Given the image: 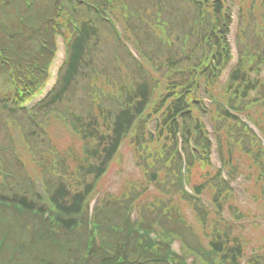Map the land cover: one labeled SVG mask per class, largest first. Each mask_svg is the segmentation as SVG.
I'll list each match as a JSON object with an SVG mask.
<instances>
[{
  "label": "trees",
  "instance_id": "16d2710c",
  "mask_svg": "<svg viewBox=\"0 0 264 264\" xmlns=\"http://www.w3.org/2000/svg\"><path fill=\"white\" fill-rule=\"evenodd\" d=\"M103 1L0 0V113H6L0 117V160H3V156H8L6 152H2L3 146L14 150L13 147L5 146L9 142L2 133V119H16L18 112L24 114L22 102L30 93L36 92L46 79L47 66L55 50V31L59 25L64 24L71 33L68 60L60 73L56 88L37 107V116L57 111L55 107L64 103L70 95L80 101L89 99V92L78 90L77 82L81 71L96 65L100 58L94 57H101L103 53L110 64L118 58L117 50H113L111 38L106 34L111 35L113 31L103 17L90 7L93 3ZM128 1L137 6L138 12L145 17L142 28L134 30L140 32L139 39L144 46L152 41L158 46L156 58L153 59L154 65L155 68L162 67L165 70L166 81L140 75L130 89L125 87V92L119 96V103L113 109H105L92 102L93 106L86 113L75 112L71 108L58 111L86 141L85 159L89 162L81 167L84 174L93 178L97 176L112 158L121 140L130 135L129 140L137 149V157L144 163L149 178L158 180V177L161 178V169L176 165L173 159L177 156L171 155L172 148L178 142L177 133L180 128L176 116L180 114L185 117V139L193 136L190 126L198 123L189 122L191 112L198 108V103H195L194 108L190 106L189 88L194 85L195 72L199 69L203 76L208 77L214 71L210 67V59L219 62L228 54L224 38L219 36L226 30L223 24V0H206L205 4L195 6L188 0ZM115 2L123 3L124 0ZM258 3L253 2V9L259 10L260 18V21L255 22L256 28L263 30V34L253 41V48L248 47L252 49L251 52H245L243 56L241 54L240 63L232 73L228 89L232 92L231 98L221 94V98H214L213 119L218 129L227 133L226 138L218 134L221 152L224 150L223 141L227 143L228 150L240 147L256 167L264 170V150L260 141L220 104V100L224 99L234 108L255 112L261 110L258 122L264 128V9H261L264 8V0ZM254 15L256 14L243 15L241 29L253 23ZM70 20L78 24L77 30L72 29ZM247 36V30H244L239 37L240 48ZM242 48L245 49L244 45ZM89 53L91 57L88 56ZM100 60L105 63V60ZM86 74L88 76V72ZM119 87L122 88V85ZM157 88V100L152 101L151 96ZM98 91V100L112 97L108 96L101 85ZM168 98H172L173 103L157 122L156 146L153 145L154 142L144 141L142 122H138L133 131L129 132L144 104L151 101L153 110L157 111L161 110ZM39 134L48 138L34 125L26 129L27 139L30 138L31 141H35ZM88 141H92L93 145H88ZM196 142L202 147L203 153L197 158L203 169L208 163L210 146L200 128ZM185 145L187 146L186 142ZM56 156L61 164H66L63 156L59 153ZM69 158L73 159L72 156ZM193 163L190 161L191 166ZM40 165L44 172L47 171L46 162H40ZM0 166L2 167L1 164ZM91 182L92 180L84 184V187L75 189H71L63 180L54 185L51 194L59 213L56 215V223L51 224L49 220L43 219L45 207L35 194H31L30 188L5 177L0 182V264H116V257H120L123 264H168L166 258L169 247L165 244H153L147 236L138 238L136 233L127 230V210L131 201L128 196L104 200L102 208L95 215L102 237V244H96L94 230L87 226L83 208V199ZM129 184H133V181ZM19 186L20 190L17 189ZM177 187L171 185L170 188L174 191ZM206 188L207 185H200L198 191ZM222 193L223 187L217 184L215 199L222 200ZM14 203H20L23 210L17 211ZM192 205L202 216V225L204 223L206 228L216 234L213 245L216 251L222 252V260L226 262L224 258L231 257L230 260L235 263L236 255L241 253L240 238H231L230 226L223 228L224 225L220 224L222 228H219L216 220L209 221V214L204 208L195 202ZM171 209L177 210L178 206L173 204ZM34 210L39 213L35 214ZM177 218L181 220V215L178 214ZM157 220L161 222L159 217L148 216L145 226L151 228L152 223ZM162 225L166 231L176 227L174 224L170 227ZM197 237L195 233L193 239L196 240ZM260 262L262 263L259 259H252L249 264ZM172 264L181 262L175 259Z\"/></svg>",
  "mask_w": 264,
  "mask_h": 264
},
{
  "label": "rangeland",
  "instance_id": "374dc122",
  "mask_svg": "<svg viewBox=\"0 0 264 264\" xmlns=\"http://www.w3.org/2000/svg\"><path fill=\"white\" fill-rule=\"evenodd\" d=\"M145 47L149 52H151V54H155L156 52H158V46L157 45H156V49L153 51L154 42H150ZM106 57H107L106 54L103 53L100 59L105 60ZM100 59L97 61V64L93 66V69H97L98 71L104 72V73L109 74V75H115L116 77L120 78V76L118 74V69L112 68V67H110V65L108 66L107 65L108 61L105 60V63H104ZM120 60L122 61V63L127 64L129 58L124 54V56H122V55L120 56ZM87 71H89V68ZM88 80L89 79L87 78L86 74H81L79 76L78 82H77L79 92H82V91L89 92L90 91V85L88 84ZM99 82H100V79H99ZM114 82L116 85L120 84V81H114ZM133 85H134V83H133ZM98 104H102V107L107 108V109H109L113 106L112 103H110V104L104 103L103 104L100 101L97 102V105ZM92 106H93V103L90 101V99L80 101V100L75 99L74 96L70 95V97L68 99H66L64 103L57 105L55 107V109L66 110L67 108H71L75 112L86 113ZM57 140L61 143H64L65 141H67V140L60 141L58 138H57ZM59 142H57L54 139L52 140L53 145L60 152H63L66 149V146H72L70 143H66V144L62 145ZM33 147L37 151V155H36L37 158L38 159L45 158L47 160V162L51 165V167H50L51 176L59 175L62 173L63 167L61 166L60 162L54 157H51V158L49 157L48 150L50 148V144L48 143V141L46 139L39 136L38 144L37 145L33 144ZM124 151L127 154L128 159L126 160V158H122L120 162L118 161L116 166L111 169L110 175L107 176L108 179L106 178L107 179L106 182L104 181V183L101 185V187H103L106 191L111 192L112 194H119L123 190V187H124V185L122 183H125L126 181L133 179L140 172V170L138 168L135 169L132 166V162L130 161L131 158L129 157L130 156L129 151H127L126 148H124ZM133 160H135V159L133 158ZM241 207L243 209H246L248 207L253 212L257 211L256 205L254 203L250 202L248 199L242 200ZM259 212H261V211H259ZM244 234H245L247 240H252L251 245H253L254 247L259 245V242H260L259 240H261V237H260L261 233L258 229H255L251 226H248L244 230Z\"/></svg>",
  "mask_w": 264,
  "mask_h": 264
}]
</instances>
